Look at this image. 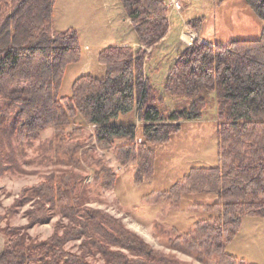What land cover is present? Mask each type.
<instances>
[{
	"label": "trees",
	"instance_id": "trees-1",
	"mask_svg": "<svg viewBox=\"0 0 264 264\" xmlns=\"http://www.w3.org/2000/svg\"><path fill=\"white\" fill-rule=\"evenodd\" d=\"M120 1L143 47L102 49L98 58L105 75L83 74L71 95L61 96L67 67L82 57L77 30L54 27L56 0H0V176L19 171L25 146L50 127L56 128L50 147L71 154L66 170L26 186L9 208L12 212L31 203L27 225L1 229L5 244L0 264H187L155 248L121 218L89 205L87 172L74 154L80 148L75 137L85 124L94 126L95 145L113 151L123 165L134 162L136 184L150 183L158 147L204 116L212 92L218 112L217 163L190 168L160 195L187 202L215 194L214 202L198 204L206 207V217L178 232L176 240L189 251L216 253L223 264H256L229 252L227 244L245 217H264V25L255 39L227 44L197 36L167 76L164 87L176 106L169 110L166 96L146 75L147 48L170 30L168 0ZM245 1L264 20V0ZM204 23L203 16L187 21L199 35ZM135 109L139 123L113 122ZM69 126L73 128L67 132ZM95 172H103V186H115L118 173L110 166ZM57 213L62 221L49 237L28 233L29 226ZM75 240L80 241L79 252L67 248Z\"/></svg>",
	"mask_w": 264,
	"mask_h": 264
},
{
	"label": "rangeland",
	"instance_id": "rangeland-1",
	"mask_svg": "<svg viewBox=\"0 0 264 264\" xmlns=\"http://www.w3.org/2000/svg\"><path fill=\"white\" fill-rule=\"evenodd\" d=\"M89 1L93 2L92 0H58L56 25L60 28H75L80 35V42L87 43L89 52L94 55L100 51L102 43L109 41L110 35H104L101 30L90 32L91 27L97 26V24L94 25V21L98 22L100 29L107 26V14L98 6H91ZM107 1L109 13L114 22L113 26L118 27L124 16L122 14L124 8L121 5L119 14L114 6V1ZM178 1L180 4L182 3V0ZM191 1L194 3L186 4L185 8L183 4H179L178 7L172 5V7L179 13L183 10V13L188 17L197 15L196 10L201 7L203 13L210 14L209 17H211L212 11L216 13L213 16L215 23L207 28L204 23L201 32L202 36L206 35L207 39L211 41L227 44L240 37H255L257 32L258 36L260 35L264 20L250 11L252 9H247L245 0ZM194 32L196 31L194 30ZM116 33L118 38L120 34L117 29ZM132 33H128L129 37ZM121 36L123 37V35ZM194 37H197L196 34ZM83 49L85 46L82 47V54ZM175 49L176 43L163 56H160L156 50L146 67V72L151 79L156 76L155 86L162 95L166 96L165 108L169 110L175 109L176 106L170 95L167 94L164 85L168 74L166 69L174 61L172 59ZM98 57L94 58V63L89 69L80 63L81 60L67 67L60 89L61 96L71 95L74 81L83 74H93L98 77L105 75L106 67ZM113 122L139 123L137 109L121 114L120 117L114 118ZM217 124V102L215 93L212 92L204 116L199 120L186 123L170 142L158 147L155 184L147 182L136 184L134 182L136 164L129 162L123 165L117 160L113 151L96 146L93 136L94 126L85 124L83 131L75 137V143L80 148L75 150L74 154L81 158L80 169L83 168L87 172L85 188L88 192L87 195L89 194V205L102 208L121 218L127 227L139 233L155 248L175 256L187 264H223L216 253L189 251L180 246L183 242L175 238L178 232L189 231L195 221L206 217L208 212L203 204L214 202L217 199L216 195L204 193L198 198H190L187 202L180 199H166L160 195V191L167 189L176 180L182 178L190 168L217 163ZM72 128L69 126L66 131H71ZM55 130V127L46 129L31 144L25 146V153L21 158L25 164L19 171H7L0 176V252L5 244V236L1 229L7 224L23 226L29 222L26 211L30 208L31 203H26L9 212V208L22 193V190L26 186L37 184L52 171H62L69 167L66 160L69 159L70 152H57L56 148L49 145ZM104 164L118 173V179L113 188L103 186V172L99 176L96 175L95 171L100 170ZM155 187H159L158 190H153ZM200 203L203 204L198 205ZM258 218L264 219V217ZM256 219L257 217L249 219L250 221H242L239 233L228 242L227 250L240 257L244 256L250 262L264 264V226L258 225L254 221ZM59 221L62 219L57 213L48 222L29 226L27 231L33 237L45 239L55 231ZM79 243V240L72 241L67 244V248L79 252Z\"/></svg>",
	"mask_w": 264,
	"mask_h": 264
},
{
	"label": "crops",
	"instance_id": "crops-1",
	"mask_svg": "<svg viewBox=\"0 0 264 264\" xmlns=\"http://www.w3.org/2000/svg\"><path fill=\"white\" fill-rule=\"evenodd\" d=\"M57 1L58 0H56L55 7H54V23H53V25L55 28H58V29H66L67 27L66 28H62V27L60 28L58 25H56V17H57V6H56V4H57ZM92 1H93L92 3H91V1H89L91 6H94V7L98 6L100 9L104 10L107 14V18H106L107 19V22H106L107 26L105 28L100 29L99 28L100 25L98 24V22L94 21V25L97 24V26H95V27L93 26L90 29V32H92V31L95 32V31L101 30V32H103L104 35H110L109 41L102 43V45L100 47L101 48L100 51L106 47L113 46V45H132L135 48L143 47V45L138 40L136 31L132 27L131 19L126 15L125 10H124V12H122V14L124 16H123V19L121 20V25L119 23L120 26L114 27L113 26L114 22L110 16V13L108 10V8H109L108 1L107 0H92ZM113 1H114L113 2L114 6H116V8H117V12L120 14L121 13L120 7L122 5L121 1L120 0L119 1L113 0ZM190 2L194 3V1H191V0H182V3L180 5L183 4V6L185 8L186 4H188ZM245 5H246L247 9H251L247 3H245ZM122 7H123V5H122ZM250 11H252V10H250ZM196 12H197V15H194L192 17H188L187 15H185L183 13V10H182V12L179 13L178 10L172 9L171 13H170V30H169V33L158 44H156L153 47L147 48L148 52H151V56L149 58V60H151V58H152V56L156 50H158V54L160 56H163L176 43V49L174 51V55H173V59H172L174 61H172V63H171L172 65L168 66L166 69L168 71V74H169L177 56L179 55V53L182 52V50H184L188 45L191 44L190 41L193 42V40L195 39V37H194L195 34H196V36L202 37V39H204L205 41H207L209 43H212V44L221 43L218 41L217 42L211 41L210 39H207L206 35H203V36H202V34L199 35L196 32H194L193 29L189 28V26L187 25V21L190 18L197 17V16H201V17L203 16L205 18V28H207L209 25L211 26L215 23V19L213 16L216 15V13H213V11L211 12V17H209L210 14L207 15L206 13H203L202 7L197 9ZM214 26H216V25H214ZM116 29L120 34V36L118 38H117ZM260 32H261V30H260ZM128 33H132V34H130L131 35L130 37H129ZM192 33H194V34H192ZM255 33H256V30H255ZM121 35H123V37ZM257 36H258V32H257ZM257 36H255V37H257ZM240 38H254V37L245 36V37H240ZM81 45H82V47L85 46V49H83V54H82V58H81L80 63L84 64L89 69V68H91L90 66L92 65V63H94V58L98 57V54L100 53V51H97L93 55L92 52H89V49L87 48V43L81 42ZM105 72H106V68H105L104 73ZM168 74H167V76H168ZM146 75L151 80L152 84L155 86L154 81H155L156 76L152 77V79H151L149 77V75L147 74V72H146ZM162 145H164V144H162ZM160 147H162V146L160 145ZM155 178H156V176H154V179L149 184H153V183L155 184ZM158 188L159 187H155L153 190H158ZM252 218H255V217H251V218L245 217L243 219V221H250L249 219H252ZM254 221L256 223H258V225L264 226V219L257 217V219ZM235 255H237V254H235ZM241 257L245 258L244 256H241Z\"/></svg>",
	"mask_w": 264,
	"mask_h": 264
},
{
	"label": "built area",
	"instance_id": "built-area-1",
	"mask_svg": "<svg viewBox=\"0 0 264 264\" xmlns=\"http://www.w3.org/2000/svg\"><path fill=\"white\" fill-rule=\"evenodd\" d=\"M179 4H180V1H178V0H169V6H170V7H172V5L178 7ZM172 8H173V7H172Z\"/></svg>",
	"mask_w": 264,
	"mask_h": 264
}]
</instances>
